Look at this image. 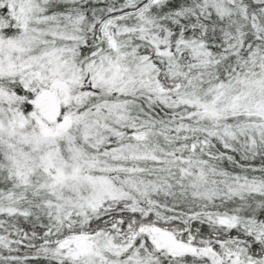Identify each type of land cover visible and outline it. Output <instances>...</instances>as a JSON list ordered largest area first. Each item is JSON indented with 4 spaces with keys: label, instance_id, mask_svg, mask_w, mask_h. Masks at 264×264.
<instances>
[{
    "label": "snow or ice",
    "instance_id": "1",
    "mask_svg": "<svg viewBox=\"0 0 264 264\" xmlns=\"http://www.w3.org/2000/svg\"><path fill=\"white\" fill-rule=\"evenodd\" d=\"M0 264H264V0H0Z\"/></svg>",
    "mask_w": 264,
    "mask_h": 264
}]
</instances>
